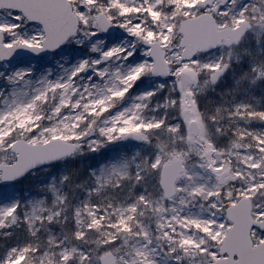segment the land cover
<instances>
[{
	"label": "snow or ice",
	"instance_id": "obj_1",
	"mask_svg": "<svg viewBox=\"0 0 264 264\" xmlns=\"http://www.w3.org/2000/svg\"><path fill=\"white\" fill-rule=\"evenodd\" d=\"M241 91L264 0H0V264H264Z\"/></svg>",
	"mask_w": 264,
	"mask_h": 264
},
{
	"label": "rangeland",
	"instance_id": "obj_2",
	"mask_svg": "<svg viewBox=\"0 0 264 264\" xmlns=\"http://www.w3.org/2000/svg\"><path fill=\"white\" fill-rule=\"evenodd\" d=\"M250 39H253L254 40V37H250ZM238 51H240L242 53V49H239ZM257 95H259L257 93ZM238 99H243L245 102L247 103H251L254 107H261V108H264V100H261V102L259 104H257V101L255 99H252L251 96H248V95H245L242 91L239 93ZM249 127H259V125H249ZM194 211L196 209H193Z\"/></svg>",
	"mask_w": 264,
	"mask_h": 264
},
{
	"label": "water",
	"instance_id": "obj_3",
	"mask_svg": "<svg viewBox=\"0 0 264 264\" xmlns=\"http://www.w3.org/2000/svg\"><path fill=\"white\" fill-rule=\"evenodd\" d=\"M245 235H247L246 229H245ZM241 243H242V241H241ZM222 264H228V261L227 260L226 261H222Z\"/></svg>",
	"mask_w": 264,
	"mask_h": 264
},
{
	"label": "flooded vegetation",
	"instance_id": "obj_4",
	"mask_svg": "<svg viewBox=\"0 0 264 264\" xmlns=\"http://www.w3.org/2000/svg\"><path fill=\"white\" fill-rule=\"evenodd\" d=\"M228 264H230V261H228Z\"/></svg>",
	"mask_w": 264,
	"mask_h": 264
}]
</instances>
